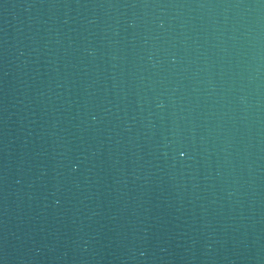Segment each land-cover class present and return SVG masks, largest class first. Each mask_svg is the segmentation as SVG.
Listing matches in <instances>:
<instances>
[{"label":"water","instance_id":"water-1","mask_svg":"<svg viewBox=\"0 0 264 264\" xmlns=\"http://www.w3.org/2000/svg\"><path fill=\"white\" fill-rule=\"evenodd\" d=\"M0 264H264V0H0Z\"/></svg>","mask_w":264,"mask_h":264}]
</instances>
